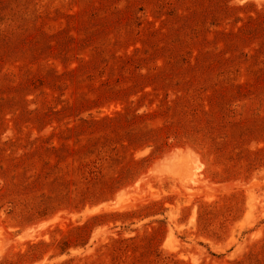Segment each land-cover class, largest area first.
I'll return each instance as SVG.
<instances>
[{"label":"rangeland","instance_id":"374dc122","mask_svg":"<svg viewBox=\"0 0 264 264\" xmlns=\"http://www.w3.org/2000/svg\"><path fill=\"white\" fill-rule=\"evenodd\" d=\"M0 264H264V0H0Z\"/></svg>","mask_w":264,"mask_h":264}]
</instances>
